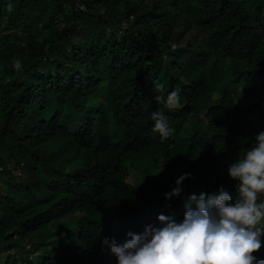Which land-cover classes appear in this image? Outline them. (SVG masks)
<instances>
[{"label":"trees","instance_id":"obj_1","mask_svg":"<svg viewBox=\"0 0 264 264\" xmlns=\"http://www.w3.org/2000/svg\"><path fill=\"white\" fill-rule=\"evenodd\" d=\"M262 129L264 0H0V264H115L105 237L182 218L162 195L182 173V195L234 197L226 167Z\"/></svg>","mask_w":264,"mask_h":264},{"label":"clouds","instance_id":"obj_2","mask_svg":"<svg viewBox=\"0 0 264 264\" xmlns=\"http://www.w3.org/2000/svg\"><path fill=\"white\" fill-rule=\"evenodd\" d=\"M12 66L20 70L21 62L14 59ZM154 87L158 104L169 110L182 106L177 90L167 91L162 83ZM150 119L161 143L172 136L175 129L162 111L151 112ZM253 139L255 143L226 167L228 178L236 182L234 197L223 188L215 194L182 195V181L189 176L182 173L162 194L166 200L180 197L182 218L158 214L156 223L142 232L127 231L122 243L105 237L101 243L108 246L115 264H264V258L252 255L264 234V129Z\"/></svg>","mask_w":264,"mask_h":264},{"label":"rangeland","instance_id":"obj_3","mask_svg":"<svg viewBox=\"0 0 264 264\" xmlns=\"http://www.w3.org/2000/svg\"><path fill=\"white\" fill-rule=\"evenodd\" d=\"M180 27H178L179 29ZM189 33H194V31H189ZM188 37V36H187ZM187 40V38H186ZM235 99H236V102L238 105H242L243 104V100L240 96H235ZM16 164V162H15ZM14 173L17 174V175H22L23 177L25 176V172L23 171V169L20 167V168H15L14 169ZM74 222V219L70 216H66L64 217L63 219H59V220H56L52 223V229H56V228H59L60 230H64V229H70L72 224ZM262 238H264V234H262L261 236ZM36 255V254H34Z\"/></svg>","mask_w":264,"mask_h":264}]
</instances>
